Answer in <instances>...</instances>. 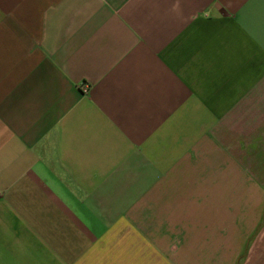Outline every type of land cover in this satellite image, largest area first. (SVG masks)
I'll use <instances>...</instances> for the list:
<instances>
[{
    "label": "crops",
    "instance_id": "1",
    "mask_svg": "<svg viewBox=\"0 0 264 264\" xmlns=\"http://www.w3.org/2000/svg\"><path fill=\"white\" fill-rule=\"evenodd\" d=\"M0 264H264V0H0Z\"/></svg>",
    "mask_w": 264,
    "mask_h": 264
}]
</instances>
